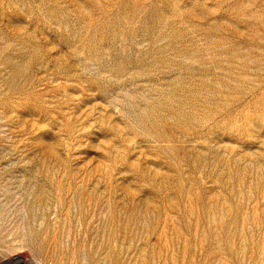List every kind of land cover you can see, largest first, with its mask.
I'll use <instances>...</instances> for the list:
<instances>
[{
	"label": "rangeland",
	"instance_id": "obj_1",
	"mask_svg": "<svg viewBox=\"0 0 264 264\" xmlns=\"http://www.w3.org/2000/svg\"><path fill=\"white\" fill-rule=\"evenodd\" d=\"M0 264H264V0H0Z\"/></svg>",
	"mask_w": 264,
	"mask_h": 264
}]
</instances>
